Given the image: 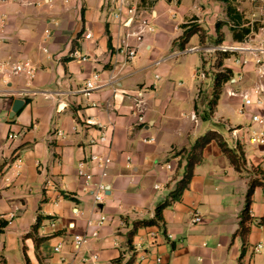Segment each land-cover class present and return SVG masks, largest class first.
<instances>
[{
  "label": "crops",
  "instance_id": "1",
  "mask_svg": "<svg viewBox=\"0 0 264 264\" xmlns=\"http://www.w3.org/2000/svg\"><path fill=\"white\" fill-rule=\"evenodd\" d=\"M131 1L154 26L142 42L127 37L133 29L114 18L116 0L0 1V66L28 61L37 69L32 80L19 75L0 82V114L14 119L15 126L5 138L0 124V264H28L26 254L30 264H116L121 256L122 264L132 257L137 264L142 253L150 257L149 264L156 256L163 264H264V188L253 194L246 241L234 237L250 180L256 170L264 171V144L252 141L255 133L264 132V124L254 121L256 115L264 118V75L257 64L259 59L264 62V28L246 44L232 38L233 46L247 48L225 61L234 79L225 84L210 121H201L198 97L193 95L196 87L185 89V82L172 80L169 63L178 56L176 51L186 53L187 48L183 53L175 44L184 33L182 25L197 17L196 22L212 32L215 17L226 15L224 8L216 0H199L197 13L187 14L183 0L145 5ZM173 4L182 10L175 26L167 24ZM177 30L182 34L172 38L170 33ZM125 41L138 46L133 60L126 55ZM75 52L88 60L80 61ZM95 74L100 75L101 86L87 94L86 83ZM259 87L263 91L258 94ZM139 91L144 99L143 122L135 102ZM245 94L252 104L244 103ZM17 99L25 104L12 117ZM234 108L245 122L224 113ZM209 130L220 132L230 148H243L247 170L236 171L218 143L212 142L181 200L164 210L162 230L140 228L130 249L134 223L153 219L157 206L182 179L187 162L178 153L191 149ZM11 134L15 138H9ZM103 135L107 142L100 143ZM252 144L256 151L249 152ZM93 153L111 155L104 178L90 162ZM80 161L88 163L95 182L108 188L97 209L78 175ZM165 161L171 163L167 168L173 174L160 173ZM196 214L200 222L194 221ZM102 217L106 220L98 228ZM38 222L37 237L48 238L39 249L34 238L27 237ZM96 229L99 236L93 237ZM151 231L158 232L155 241L149 237ZM75 235H88L80 249L75 248ZM244 248L246 255L240 261ZM15 251L18 257L12 255Z\"/></svg>",
  "mask_w": 264,
  "mask_h": 264
},
{
  "label": "trees",
  "instance_id": "2",
  "mask_svg": "<svg viewBox=\"0 0 264 264\" xmlns=\"http://www.w3.org/2000/svg\"><path fill=\"white\" fill-rule=\"evenodd\" d=\"M153 0H141L142 4L150 3ZM219 3H224L226 5L225 11L227 14V19L224 21H219L216 24V33L218 39L216 40L217 45H222L225 42V34L223 33V27L229 26L230 32L232 33V38L234 42L243 43L246 38L251 35L253 32L258 31L259 25H251L250 21L245 19L244 14L240 12L239 8L235 5L237 0H216ZM197 17H193L189 23L183 24L182 28L184 33L176 41L178 48L182 51L186 50L187 45L195 35H199L202 44L206 42L207 32L206 29L201 26L196 21ZM234 52L223 51L221 53V60L218 62V67L221 70L215 74L214 83H213V95L210 102V114L214 112V108L217 106V103L223 93V89L226 83H228L234 77V71L225 66L224 60L229 58ZM212 142H217L221 147L224 155L229 159L231 164L234 166L236 171L242 173L246 171V156L243 148L240 146L237 150H234L229 147L223 135L215 130H209L204 135L200 136L191 149H182L178 155L185 157L186 166L184 175L181 180L178 181L176 188L170 193L169 197L160 203L156 208L155 217L151 220H142L134 223L133 230L129 233V246L130 249L133 248V239L137 234L140 228L144 227H157L158 231L162 230V226L165 222L164 219V210L168 208L172 203L180 201L185 190L188 188L193 176L194 170L197 165H199L204 159V150ZM256 176L251 178L249 183V190L246 199V206L243 212L241 213L240 227L235 236H240L243 239V242L246 241L247 235L250 232V227L248 223L252 220L251 217V206H252V197L255 190L259 187L264 188V171L256 170ZM69 197V196H68ZM40 222L35 224L32 228V231L27 234V237H33L37 247L39 249L40 245L47 241V237L39 238L37 237V231L39 228ZM6 226V223L2 222V227ZM246 249H243L240 261L245 257ZM26 259L28 264L30 260L26 254ZM123 257L121 256L116 260V264H122ZM125 264H135V258L132 257ZM240 264H243L240 262Z\"/></svg>",
  "mask_w": 264,
  "mask_h": 264
},
{
  "label": "rangeland",
  "instance_id": "3",
  "mask_svg": "<svg viewBox=\"0 0 264 264\" xmlns=\"http://www.w3.org/2000/svg\"><path fill=\"white\" fill-rule=\"evenodd\" d=\"M198 2L199 0H183L184 7L188 9L187 14L197 13L195 6L198 5ZM220 5L222 8H224V11H225L226 5L224 3H220ZM235 5L239 8L240 12L244 14L245 19L250 21L251 25L257 24L260 26L258 31L253 32L251 35H249L246 38V40L243 43H241V44H246V42H250V38L252 36H254L256 33H260L264 28V0H237L235 2ZM171 7L174 9L167 12V24L171 26H175L179 24L181 21L182 10H181V7L180 6L178 7V5L176 4L175 6L173 4ZM220 13H222V9L220 10ZM174 14H177L176 19H173ZM226 19H227V14L226 15L221 14L220 17L219 16L215 17L214 21L216 22H215L214 29H212V32L208 29V26L204 27L205 29L207 28L206 32L208 34L206 42L202 44L199 36L198 35L194 36L191 39L189 45L187 46L186 53L181 54L180 51L177 49L178 51H176V53L178 54V56H176V58H174L169 63L171 65V68H173L172 69L173 74L171 77L172 80H174L177 83L185 82L186 84L185 89L190 88L192 86L196 87V92H194L193 95L194 97L195 96L198 97L196 103L199 108L198 113H199L201 121H210V118L212 116L210 114V102L212 100V95H213L214 76L216 73H218L221 70V68L218 67V62L221 60V53L223 51L234 52L229 57L231 58L234 55H237L241 51H243V48H247L244 45L233 46L234 43L232 42V33L230 32L229 26L223 27V33L225 34V42L222 45L216 44V40L218 39V35L216 33V24L217 22L224 21ZM155 26L158 30L159 25L155 24ZM181 34H182V30H177V31H172V33H170V36L172 38H177ZM193 46L199 47V49L196 48L197 51H199L198 53L188 52V50H190L189 48ZM232 48H236L237 50H232ZM164 53H167V52H164ZM202 58H203V62H202ZM227 59L224 60V63ZM172 71L170 72L172 73ZM202 73L204 74V76ZM233 79L234 77L229 82H231ZM224 113L228 117H230L232 120H235L238 122L239 121L245 122V120L241 116H239L236 108H234L232 111L230 109H227ZM13 121L14 119H11V118L9 119L6 113L0 114V124H1V127H3V130H4L3 133H4L5 138L11 127H13L12 129H15ZM218 127H220V130H222V132H224L225 135L228 133V130L226 129V127L222 125H218ZM248 150L249 152L256 151L255 145L252 144L248 146ZM168 164H171V163H169L168 161H165L162 163L161 166L163 170H160V173L167 172L169 174H173L174 170H168L167 168ZM165 187L166 186L164 185L162 188L164 189ZM154 210L155 208L152 211ZM14 254L17 257L19 256L18 251H15L12 253V255Z\"/></svg>",
  "mask_w": 264,
  "mask_h": 264
},
{
  "label": "built area",
  "instance_id": "4",
  "mask_svg": "<svg viewBox=\"0 0 264 264\" xmlns=\"http://www.w3.org/2000/svg\"><path fill=\"white\" fill-rule=\"evenodd\" d=\"M1 2H8V1H14V0H0ZM117 6L116 9H114L113 16L115 19H118L120 21H123V26L133 29V31L127 36V37H136L138 41H143V35L147 31H154V26L152 24V19L150 16H145V14L139 10L138 6L133 3L131 0H116ZM177 1V0H174ZM152 16V15H151ZM47 35H51V31H47ZM91 34H86V38H90ZM124 47L126 50V55L129 60H133L138 52V46H133L129 42H124ZM239 49V48H238ZM191 51L197 50L196 48L190 49ZM232 50H237L236 48H232ZM185 53V51L183 52ZM78 52H75L74 55L78 57L80 61H86L88 58L86 56H78ZM240 64H246V60H237ZM257 64H259L258 71L264 75V62L259 59L257 60ZM37 73V69L28 61L26 62H14V63H5L0 66V82L8 83L9 79L12 76H19V75H25L28 77L29 80H32L35 78V75ZM199 74V73H198ZM203 74V73H202ZM204 76V74H203ZM99 74H95L94 77L87 81L85 92L87 94H90L93 90L97 89L101 85H99ZM262 90V87L257 88L256 93H260ZM243 101L246 105L252 104L253 100L248 95H243ZM135 102L136 106L138 108L139 112V121H144V115H141V113L144 112L143 106H144V99H143V92L139 91L135 95ZM260 102V100H259ZM194 119H196V116L194 115ZM254 121L259 122L261 124H264V118L256 115L254 116ZM9 138H15L14 134L9 135ZM153 139H151L152 141ZM252 141L258 144H264V132L261 133H255L252 137ZM100 143L107 142V136L103 135L99 139ZM90 162L93 163L97 168L101 170V178H104L107 176V169L112 163V158L110 154L107 155H100V154H91L90 156ZM168 168L171 169L172 165L169 164ZM78 175L80 178L85 180L84 183V190L88 191L94 199V207L97 209L99 205H101L104 202V199L106 197V191L107 186L102 183L101 181L95 182L94 174L89 171L88 169V163L86 161H80L78 164ZM159 186L156 185V188ZM106 220V217H102L100 222L97 224V227L99 228L104 221ZM202 220L201 216L199 214L195 215L194 221L200 222ZM89 225L92 226L93 223L90 221ZM93 237L99 236V230H94L92 232ZM149 237L152 238L154 241L158 237V232L151 231L149 233ZM168 238H172V235H168ZM88 235H75L74 237V245L76 249H80V247L87 241ZM262 246H258L257 249L261 248ZM61 246L56 248V251H60ZM150 257L146 253H142L139 255L137 264H149L147 263V260H149ZM154 264H163V260L161 257L156 256L154 257Z\"/></svg>",
  "mask_w": 264,
  "mask_h": 264
},
{
  "label": "water",
  "instance_id": "5",
  "mask_svg": "<svg viewBox=\"0 0 264 264\" xmlns=\"http://www.w3.org/2000/svg\"><path fill=\"white\" fill-rule=\"evenodd\" d=\"M25 104L24 100L22 99H17L14 103L13 110H12V117L15 116L17 112L23 107Z\"/></svg>",
  "mask_w": 264,
  "mask_h": 264
}]
</instances>
